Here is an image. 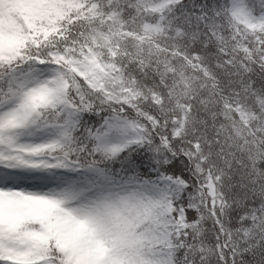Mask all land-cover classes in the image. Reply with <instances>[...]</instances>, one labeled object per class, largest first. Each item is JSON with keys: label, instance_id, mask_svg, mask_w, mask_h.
<instances>
[{"label": "snow or ice", "instance_id": "1", "mask_svg": "<svg viewBox=\"0 0 264 264\" xmlns=\"http://www.w3.org/2000/svg\"><path fill=\"white\" fill-rule=\"evenodd\" d=\"M0 264H264V0H0Z\"/></svg>", "mask_w": 264, "mask_h": 264}]
</instances>
